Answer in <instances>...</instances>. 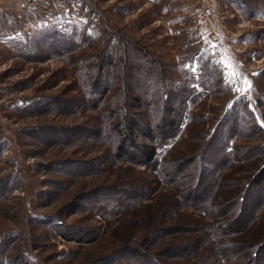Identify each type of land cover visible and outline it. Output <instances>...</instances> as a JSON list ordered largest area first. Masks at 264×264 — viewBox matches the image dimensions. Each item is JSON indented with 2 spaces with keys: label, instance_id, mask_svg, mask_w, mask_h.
<instances>
[{
  "label": "rangeland",
  "instance_id": "rangeland-1",
  "mask_svg": "<svg viewBox=\"0 0 264 264\" xmlns=\"http://www.w3.org/2000/svg\"><path fill=\"white\" fill-rule=\"evenodd\" d=\"M236 1L254 5V16L235 11L226 0H0V236L10 233L18 239L21 234L15 245L26 243L25 249L43 264H93L109 255L120 264H131L134 252L123 253L126 247L146 251L154 264H214L221 255L213 253L211 245L246 247L254 240L263 241L260 227L214 241L212 214L183 207L178 199L187 178L181 165L188 159L181 158L195 129L205 130L206 141L219 115L240 95H246L264 125V0ZM54 23L85 25L95 41L71 51L60 40L53 44L41 39L25 49L13 45ZM112 38L119 42L118 58L125 53L130 59L126 72L133 89H139L135 81H143L144 64L131 58L132 51L125 48L129 45L163 65L169 86L174 78H183L184 68L192 65L191 59H185L194 52H206L223 69L229 92L202 95L188 111L201 113L203 120L183 122L176 139L165 148L166 158L175 151L174 160H181L174 175L169 168L161 176V170L130 158L114 162L112 142L96 138L101 115L89 108L92 88L76 77L73 58L80 56L87 64L103 57L106 67L121 65L118 59L112 66L106 62L111 58L107 43ZM133 89L130 94H139ZM32 100L38 101L29 111L22 106L20 110L19 105ZM256 137L235 138V152L251 153L261 142ZM233 168L245 169L239 183L253 182L263 165L246 157ZM230 170L227 166L221 172L227 174L225 184L235 175ZM230 210L208 209L222 215L219 222L236 212L234 206ZM259 211L257 226L264 228V205ZM65 233L88 238L73 240ZM208 237L203 251L188 252ZM182 245L186 258L177 255ZM20 252L11 248L7 256L13 254L14 263L20 264Z\"/></svg>",
  "mask_w": 264,
  "mask_h": 264
},
{
  "label": "trees",
  "instance_id": "trees-1",
  "mask_svg": "<svg viewBox=\"0 0 264 264\" xmlns=\"http://www.w3.org/2000/svg\"><path fill=\"white\" fill-rule=\"evenodd\" d=\"M226 1L234 4L233 9L245 16H254L255 14V6L250 2L245 1L246 4H239L235 0ZM95 38L94 33L90 32L85 25L74 24L72 27H66L54 23L44 24L34 30L26 39L17 41L13 45L25 49L41 39L48 40L49 43L53 44L60 40L59 42L69 46L68 51H71L88 42L95 41ZM113 38L107 43L111 58L109 57L106 62L112 66L118 59L122 60L121 65H116L115 68L106 67L107 63L104 61L101 63L103 57L95 63L87 64L83 63L80 56L73 59L75 60L74 65H76V77L82 85H86L84 87L92 88L89 97L90 102H88L89 108L96 109L101 115L100 132L97 133L96 138H100V141L109 140L112 142L114 162L118 160L129 161L130 158L137 164L155 167V171L161 170L160 175L162 176V173H167L169 168L174 175L178 165H181L179 161L188 159L186 164L181 165L184 170L181 173H184L187 178L180 185L178 199L179 202H182L183 207H189L191 210L197 209L196 211L202 215L212 214L211 217L216 220L211 230V235L216 237L213 238L214 241L215 239L225 240L223 239L225 235L249 234L253 227H260L264 230L261 225L258 224L257 226L261 212L259 209L264 205V127L248 104L246 95L237 96L231 101L217 118L218 124L206 141L205 130L195 129L190 137L191 144L184 151L186 156L177 162L174 160L177 157L174 151L173 154L170 152L169 157L166 158L165 148L176 139L182 123L190 121V118L196 119V117L198 118L197 124L199 120H203L201 113H192L188 111L189 107L197 103L202 95L209 92H212L213 95L219 92L221 94L229 92L230 86L225 81L223 69L206 52H194L185 59H191L192 65L187 66L189 68H184L183 78H174L173 84L169 86L163 65L131 45L124 46L132 51L131 58H140L144 64L142 65L141 78L143 81H135L134 84L139 89H133L128 83L129 76L126 72V61L129 62L130 59L125 53L123 57L118 58V49L116 48L119 46V42ZM87 61L91 62L88 59ZM131 89L138 90L139 94H130ZM37 101L32 100L19 105L20 110L25 107V110L29 111L32 105L37 104ZM133 110L136 112L133 113ZM73 134L75 133L71 135ZM255 135H259L256 138L261 142L251 153L235 152V138L250 139ZM140 136L143 137V141L138 142ZM164 157L166 158L165 161ZM246 157H253L263 165L262 172L259 175L255 174L256 178L253 182L256 184L254 187H252L253 182L251 180L239 183L244 178L243 174L246 173L244 168L233 171V166L243 163ZM106 158L110 160V156L107 155ZM57 165L64 166L66 171L74 174L69 168L67 169V165L63 163H57ZM227 166H230L232 174H235L230 178V181H227L229 184L222 182L223 177L227 174L225 173L224 176L221 174ZM79 171V168L74 170L76 173ZM250 172L249 178L254 169ZM189 173L190 176L187 175ZM190 178L193 181L192 184H190ZM231 181H234L233 184H230ZM198 188L202 189V193H197ZM232 206L235 207L236 212L232 217L230 216L231 218H226L222 222L217 219L218 216H222L221 214L214 215L208 211V209H214L215 211L218 210L219 213L223 210H225L224 213L229 211L232 213L230 210ZM36 220L40 221L39 219ZM262 222L264 223V217ZM12 235L8 233V235L0 236V264H15L13 254L7 256L11 248L21 250L19 255L22 256V262L20 264H43L25 249L26 243L15 245L18 239L20 240V236L22 238L21 234L18 239L14 236L15 234ZM65 235L78 241H86L84 239L88 238L84 237V234L77 236L76 234L68 235L65 233ZM208 240L209 237L200 240L199 243L193 245V248H189L188 252L199 253L203 251ZM254 241V244L246 247L243 245V247L231 248L224 242L211 245L210 248H213L211 251L221 255V259L217 258L214 264H251L254 262L264 264V240ZM186 245L181 246L183 250L177 254L178 256L185 258L188 256V253L185 252L187 251ZM124 249L123 253L126 251L129 254L131 251L134 252L133 255H130L132 257L131 264L138 262L140 264H154L149 260L150 255L148 256L146 251L144 252L147 254L133 247ZM107 261L120 264V261L110 255L98 258L93 264H104Z\"/></svg>",
  "mask_w": 264,
  "mask_h": 264
},
{
  "label": "snow or ice",
  "instance_id": "snow-or-ice-1",
  "mask_svg": "<svg viewBox=\"0 0 264 264\" xmlns=\"http://www.w3.org/2000/svg\"><path fill=\"white\" fill-rule=\"evenodd\" d=\"M262 126H264V125H262Z\"/></svg>",
  "mask_w": 264,
  "mask_h": 264
}]
</instances>
